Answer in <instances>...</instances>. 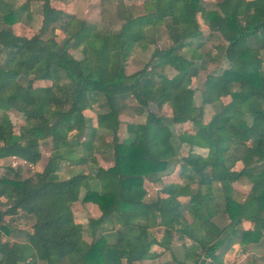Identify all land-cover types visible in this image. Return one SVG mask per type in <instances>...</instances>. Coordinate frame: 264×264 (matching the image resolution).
<instances>
[{"label":"trees","instance_id":"obj_1","mask_svg":"<svg viewBox=\"0 0 264 264\" xmlns=\"http://www.w3.org/2000/svg\"><path fill=\"white\" fill-rule=\"evenodd\" d=\"M41 1L33 28L27 5L35 1L15 9L0 0V161L14 164L0 176V264H140L156 260L152 246L171 252L167 264H225L236 247L256 254L264 239V0H220L208 9L200 0H123L140 1L143 14L113 35ZM159 26L167 46L127 73L121 47ZM210 35L218 40L215 57L200 52ZM205 58L226 67L205 74ZM199 75L195 106L191 83ZM225 96L228 103L202 122L203 108ZM126 104L138 117L124 124L126 138L119 139L118 110ZM149 105L158 113L167 108L170 118ZM85 113L94 114V126ZM10 115L20 119L16 133ZM99 131L110 135L112 165L81 197L88 175L61 180L55 153L79 148L88 157L76 166L94 162ZM43 141L52 155L23 178L20 164L35 165ZM241 180L249 188L237 203L232 189ZM86 204L99 212L88 220L89 242L74 218ZM161 230L163 243L155 240ZM5 232L10 238H2Z\"/></svg>","mask_w":264,"mask_h":264},{"label":"rangeland","instance_id":"obj_2","mask_svg":"<svg viewBox=\"0 0 264 264\" xmlns=\"http://www.w3.org/2000/svg\"><path fill=\"white\" fill-rule=\"evenodd\" d=\"M26 0H20L16 2V9L23 6ZM34 3L32 10L35 14H39L40 5L42 3L41 0H33ZM49 1V0H48ZM220 0H200L201 8L208 9L209 7L214 6ZM6 3H10L8 0H4ZM49 4L52 6L53 9L63 8L68 11H72L74 13V17L84 22L88 25L93 26L95 28V32L99 34L113 35L121 30V27L124 21L129 19L138 17L143 14L142 4L141 2H135L133 4H127L123 0H51ZM29 7V5H27ZM29 12V10H28ZM30 13V12H29ZM24 16V14H23ZM196 20L199 24V30L203 34V37H206L207 32L205 26L202 22L200 15L196 16ZM38 25V21L34 20L31 23L33 28H36ZM89 31V30H86ZM153 36L150 32L145 33L146 35L142 38L141 42L138 44H134L133 47L125 48L122 46V58L124 59L125 63V71L127 73H133L140 70L148 61L150 54L153 49H164L167 46L166 36L164 33L163 26H159L153 32ZM107 46L109 49L113 47V41L107 40ZM115 43V42H114ZM200 52L209 53L212 57H215L216 54L214 52V48L218 45V40L216 36H209L207 40L201 41ZM116 46V44H115ZM73 57L78 59L80 56L76 51L72 52ZM205 74L207 72H215L216 69L225 68L226 64L224 62H219V59L216 60L217 67L209 65V62L205 58ZM213 64V63H210ZM165 74L170 77L174 74L171 69H166ZM204 74V73H203ZM204 74V75H205ZM202 81L203 75H199L198 78L192 81L191 88L194 91L193 102L195 106H199L200 104V93L202 91ZM47 83V82H46ZM48 84V83H47ZM36 86V84H35ZM229 101V97L225 96L222 97L217 103L211 106H205L203 108L202 114V122H206L210 119V117L218 110L219 106L227 104ZM132 104H126L124 106V110L119 109L118 115L122 125L120 130L118 131L119 139L126 138L124 124L130 121H135L138 117V112L133 109ZM148 110L152 113L157 114L158 111L152 106L149 105ZM86 116L91 118L93 126L94 123V114L92 113H85ZM160 115H163L166 118H170V113L167 108H162ZM10 121L14 124V132H17L18 125L21 124L20 119L12 117L10 115ZM68 141L72 140L73 134L68 135ZM110 141V135L106 132H97V138L94 143V149L91 152V155L94 159V162H89L86 164H80L76 166V163L80 161V157L83 156L85 158L88 157V154H83L79 148L74 149V153L70 150L66 149L63 151H59L55 153L54 159L60 161L59 168H58V177L63 180L69 177L70 175L76 174L78 172L85 173L88 175L87 180L83 183V190L81 192V197L83 192L87 188H91L90 186L96 181L95 176L102 168H107L112 165V158H111V149L108 148L107 143ZM72 142V141H71ZM39 153L40 157L35 165H25L21 163L20 173L23 178L26 176L34 173L40 172L44 165L48 161V157L52 155L50 142L43 141L39 143ZM85 155V156H84ZM11 165L12 167L14 164L10 162V160H3L0 161V176L3 174V171L6 167ZM241 168L240 164H236L234 170L238 171ZM161 180L164 183H169L170 176H163ZM89 183V184H88ZM249 185L246 181L241 180L233 185V200L241 202L248 191ZM214 198L219 203L222 202V196L220 191L219 184H213L212 187ZM99 215V212L95 205L87 204L84 207L77 208L74 211V218L75 222L81 223L83 225V237L84 240L89 242L93 237L90 235V229L88 225V220H95ZM8 229L15 231L14 225L11 223H5ZM244 228H248L247 225ZM159 231V230H158ZM101 230H97L95 235L98 237L100 235ZM13 237V234L11 233ZM3 239L10 238V233H4L2 236ZM155 240L158 242L163 243L162 237V230L161 232L157 233L155 236ZM171 249L172 252L176 254L179 249V242L176 239L171 240ZM151 251H156L158 256H156V260L159 264H167L171 262L170 251H163L161 249L155 248L154 246L151 247ZM225 264H264V239L261 241L259 249L256 251V254H252L248 252V250L240 249L236 247L228 252ZM149 261V262H154ZM151 264V263H150Z\"/></svg>","mask_w":264,"mask_h":264},{"label":"crops","instance_id":"obj_3","mask_svg":"<svg viewBox=\"0 0 264 264\" xmlns=\"http://www.w3.org/2000/svg\"><path fill=\"white\" fill-rule=\"evenodd\" d=\"M8 1H10V3H7V4H9V5H11V6H15L16 7V2L17 1H20V0H8ZM49 1H51V0H49ZM34 3H36V2H31V4L29 5V12H30V14H31V19H32V21H34V20H39V14H35L34 13V11L32 10V8H33V5H34ZM51 6V5H50ZM14 7V8H15ZM52 7V6H51ZM16 9V8H15ZM58 9V8H57ZM59 10H63V8H59ZM32 23V22H31ZM87 205V204H86ZM89 205V204H88ZM81 207H84V206H77L76 208H81ZM97 217H98V215H97ZM244 226H245V224H244ZM159 264L158 263V261H154V262H149V261H146V262H142V263H140V264Z\"/></svg>","mask_w":264,"mask_h":264}]
</instances>
